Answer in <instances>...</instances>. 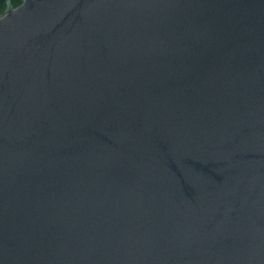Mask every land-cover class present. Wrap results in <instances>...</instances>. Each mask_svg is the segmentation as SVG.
I'll return each mask as SVG.
<instances>
[{
	"label": "water",
	"instance_id": "obj_1",
	"mask_svg": "<svg viewBox=\"0 0 264 264\" xmlns=\"http://www.w3.org/2000/svg\"><path fill=\"white\" fill-rule=\"evenodd\" d=\"M3 2L0 264H264V0Z\"/></svg>",
	"mask_w": 264,
	"mask_h": 264
},
{
	"label": "flooded vegetation",
	"instance_id": "obj_2",
	"mask_svg": "<svg viewBox=\"0 0 264 264\" xmlns=\"http://www.w3.org/2000/svg\"><path fill=\"white\" fill-rule=\"evenodd\" d=\"M12 4H13V0H12ZM21 5H22V0H19L18 5H16V6L14 5V7H19ZM6 9H7V3L6 2L1 3L0 4V15H3L5 13Z\"/></svg>",
	"mask_w": 264,
	"mask_h": 264
},
{
	"label": "trees",
	"instance_id": "obj_3",
	"mask_svg": "<svg viewBox=\"0 0 264 264\" xmlns=\"http://www.w3.org/2000/svg\"><path fill=\"white\" fill-rule=\"evenodd\" d=\"M18 3H19V0H13V4L16 6V5H18Z\"/></svg>",
	"mask_w": 264,
	"mask_h": 264
}]
</instances>
